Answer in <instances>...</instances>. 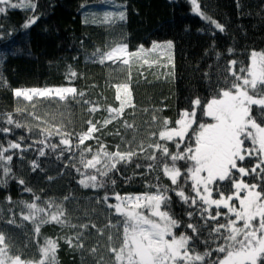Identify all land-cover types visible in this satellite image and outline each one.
I'll return each instance as SVG.
<instances>
[{
    "label": "trees",
    "instance_id": "trees-1",
    "mask_svg": "<svg viewBox=\"0 0 264 264\" xmlns=\"http://www.w3.org/2000/svg\"><path fill=\"white\" fill-rule=\"evenodd\" d=\"M12 3L20 6L8 5L0 13V130H10L0 131V146L8 148L10 142L21 146L4 153L12 156L10 162L0 161V233L6 238L8 254L18 255L23 261H38L40 247L46 239H52L58 245L56 264H112L108 236L111 234L112 243L118 246V237L123 232L118 221L122 217L114 208H108L105 195L109 198L107 203L116 204L117 193L121 196L154 193L157 184L170 189L176 187L163 174V162L171 164L170 159L148 145L167 143L169 151L175 152L174 143L159 140L164 120L170 121V128L175 127L179 113L191 111L196 98L202 102L197 119L207 120L202 115V106L220 89L231 86L235 79L231 69L242 74L240 69L248 66L253 51L264 54V0H196L200 12L212 8L232 10L231 14L208 20L199 16L175 17V9L190 11V0H12ZM120 13H124L125 19L119 18ZM32 18L36 22L24 28ZM211 20L222 25L224 31L216 29ZM169 41L170 49H153L154 43L166 45ZM122 45L128 53H137V56L126 55L129 64H123V58L99 62L102 53ZM141 46L143 53L138 51ZM233 60L236 64L231 66ZM71 72L76 76L72 77ZM125 83L130 87L134 107L126 106L123 114L105 127L103 121L109 117L107 108L120 106L114 85ZM61 87L75 88L84 96L70 94L64 100L35 97L29 101L14 95L16 89ZM93 106L99 110L90 112ZM262 111L252 106L253 117L264 126ZM9 115L13 124L7 123ZM89 120L99 121L100 131L93 134L94 139L80 145L78 134L87 130ZM125 121L133 127L126 128ZM15 123L24 126L17 128ZM57 128L70 134L71 148L60 143L62 136ZM41 129L45 131L42 133ZM141 144L145 151H140ZM101 145L108 152H116L119 145V151L135 150L137 155L130 162L118 163L115 170L102 176L100 171H107L105 157H99L101 163L95 168H85L81 162L82 150L92 149L84 152L86 161L100 151ZM41 150L45 155H40ZM154 151L160 162L154 170H149L153 161L146 157ZM33 162L37 165L35 170ZM238 163L251 168L256 160ZM177 166L184 173L179 185L186 195L195 197L191 181L185 183L187 165L178 161ZM5 167L10 168L7 175ZM87 175H96L97 182H103V186L83 187L79 181ZM243 179L261 183L254 175ZM20 180L24 183L20 184ZM222 183L225 192L232 190L230 181ZM26 188L31 191H25ZM167 195L170 199L162 207L180 222V227L173 230L177 236L181 233L193 236L190 244L198 253L222 243L209 239V228L217 222L225 223L223 216L219 221H208L205 226L199 208L185 204L175 191ZM213 198L218 199L219 193L213 192ZM49 201L53 204L51 209ZM197 202L201 203L198 198ZM28 203H35L49 213L57 212L59 205L64 210L61 219L66 223L41 224L37 236L34 222L22 218L30 213ZM215 211L213 207V214ZM220 211L224 213L227 209ZM189 212L193 213L191 218ZM42 216L43 213L39 214L36 223ZM190 222L199 226V238L187 228ZM109 224L116 226L108 227ZM97 229L103 230V234ZM68 238L73 239V247L66 242ZM78 243L83 247H77ZM93 248L96 252H92ZM217 255L214 252L207 257L205 264H210Z\"/></svg>",
    "mask_w": 264,
    "mask_h": 264
},
{
    "label": "snow or ice",
    "instance_id": "snow-or-ice-1",
    "mask_svg": "<svg viewBox=\"0 0 264 264\" xmlns=\"http://www.w3.org/2000/svg\"><path fill=\"white\" fill-rule=\"evenodd\" d=\"M192 4L194 12L201 15L203 19H210L199 12L196 0H192ZM8 5L12 8L20 6L17 3H12V0H0V13H4ZM31 7L34 9L35 5H31ZM119 18L125 19L124 13H120ZM35 22L36 18H32L23 27L28 28ZM211 23L219 31H224L223 26L215 20H211ZM159 47L170 49L172 43L169 41L166 45L153 44V49ZM99 51L98 49L97 52ZM138 51L143 53L145 50L141 46ZM124 54L129 57L137 56L135 52L128 53L127 47L122 45L102 53L99 62L104 63L106 60L115 62L121 60V56ZM121 62L127 65L130 60L123 58ZM144 62L147 63V60ZM230 64L234 66L236 61L233 60ZM240 73L242 74H237L233 70L231 75L235 79L231 86L220 89L218 94L213 95L203 104L202 115L207 117V120L198 121L197 119V110L201 109L202 105L199 98L192 102L191 111L183 110L179 113L175 127L170 128V121L164 120L163 129L159 131V140L174 143L177 149L175 152L169 151L167 143L155 142L148 145L149 148L160 152L162 157L170 159L171 164L166 161L163 162V174L171 181L172 185L176 186L175 188L170 189L157 184L154 193L126 196L117 193L114 196L117 201L116 204L107 203L109 198L105 195L104 202L108 208H114L115 213L122 217V220L118 221L119 226L123 229L122 235L118 237V246L112 243L113 236L111 234L108 236L109 251L113 258L112 264H205L206 258L211 257L214 252L218 255L210 264H264V126L258 123L252 115L253 105L264 110V54L253 51L250 65L241 68ZM70 75L74 77L76 73L71 72ZM114 87L116 88V100L119 101L120 106L119 108L111 106L107 108L109 117L103 121L105 127L113 120L118 119L126 106L134 107L131 102L129 85L125 83L114 85ZM53 92L59 96L60 100H64L67 94L84 96L83 92L77 93V90L72 87L16 89L14 95L16 97L23 96L24 99L32 101L34 96L47 97ZM84 103L89 102L84 101ZM98 110L99 108L96 106L89 108L90 112ZM17 111H21V109H17ZM33 117L39 119L35 114ZM7 123H14L10 115ZM87 123L89 125L87 130L78 134L80 145H83L87 140L94 139L93 134L100 131L97 127L99 121L93 123L89 120ZM194 124H197V127L194 128ZM23 126L15 123L17 128ZM125 127L131 128L133 125L125 121ZM0 131L7 133L10 130L5 128ZM44 131L45 129H41L42 133ZM56 131L62 136L60 143L71 148L70 134L61 132L59 128ZM39 142L43 143V141ZM52 147L55 148L56 145H52ZM139 147L140 151H145L142 144ZM9 148L20 149L21 146L11 142L8 148L0 146V161H4L5 164L12 160L11 155H4ZM85 151L91 152L92 149L88 147L81 152V162L85 168H95L97 164H100L99 157L101 155L106 158L104 167L107 171L97 169L102 176H107L108 171L115 170L118 163L130 162L137 155L135 150L119 151V145H117L116 152H108L104 145H101L100 151L85 161ZM155 151L146 157V159L153 161L148 166L149 170H154L157 163L160 162ZM40 155H45L43 150L40 151ZM252 158H255L256 163L251 168L238 163ZM178 161H184L187 165L184 169L186 172L185 183L191 181V189L195 192V197L186 195L178 183L179 178L184 174L181 168L177 166ZM36 167V163L33 162V169L35 170ZM137 167H141V165L138 164ZM233 170L239 173V177L234 174ZM9 172L10 168L5 167V175ZM81 175L85 174L81 173ZM249 175L256 176L261 183L246 182L243 177ZM225 181L231 182V191L225 192L223 190L225 185L222 182ZM217 182L221 183L217 184ZM19 183L23 184L24 181L20 180ZM79 183L86 188L103 186V182H97L96 175H87ZM25 191L30 192L31 189L26 188ZM169 191H175L176 196L185 204H189L190 207L199 208L200 218L205 221V226H208V221H219L220 217L223 216L225 223L217 222L209 228V239L214 242L222 241V243L217 242L215 248L198 253L190 244L193 236L185 233L177 236L173 230L180 227V222L173 218L165 207H162V205L166 206L170 199L167 195ZM213 192L219 193L218 199L213 198ZM197 198L201 203L198 204ZM10 199L9 197V201ZM36 199L38 200L39 197ZM47 203L48 208L51 209L53 207L52 202ZM26 207L30 209V213L22 218L34 222V230L37 236L40 233L41 224L66 223L65 220L61 219L64 216V210L59 205L56 206L58 211L53 213L38 207L35 203H28ZM213 207L216 209L215 214L212 212ZM221 208L227 209V212L222 213ZM41 213L43 216L36 223ZM188 216L191 218L193 213L189 212ZM9 223H14V221H9ZM115 226L108 225V227ZM81 227L87 228V225ZM187 228L192 230L196 238H199V226L190 222L187 224ZM97 231L103 234V230L97 229ZM5 239L4 234L0 233V264H8V261L11 264H56L58 245L52 239H46L44 246L40 247L41 258L38 261H23L18 255L15 257L9 255ZM66 242L69 247H73L72 238H68ZM204 243L207 244L208 240L206 239ZM76 246L82 248L83 244L78 243ZM92 252H96V249L93 248Z\"/></svg>",
    "mask_w": 264,
    "mask_h": 264
},
{
    "label": "rangeland",
    "instance_id": "rangeland-1",
    "mask_svg": "<svg viewBox=\"0 0 264 264\" xmlns=\"http://www.w3.org/2000/svg\"><path fill=\"white\" fill-rule=\"evenodd\" d=\"M191 1V9H190V11H183V10H174V15H175V17H181V18H183V17H195V16H199V17H201V15H199V14H197V12H194L193 11V4H192V0H190ZM232 10L231 9H229V8H212V9H203L201 12H200V8H199V12L200 13H202L203 14V16H205V17H208V18H210V19H215V18H219V17H221V16H224V15H228V14H231L230 12H231ZM252 54V53H251ZM251 54H250V57H249V62H248V66L250 65V63H251ZM126 57V54H124V55H122L121 56V58H125ZM231 71H233V68L231 69ZM30 89H32V88H30ZM68 95H70V94H67L66 96H68ZM23 97V96H22ZM35 97H40V96H34L33 98H35ZM47 97H51V98H59V96L55 93V92H53V93H51L49 96H47ZM8 264H11V262L10 261H8Z\"/></svg>",
    "mask_w": 264,
    "mask_h": 264
}]
</instances>
